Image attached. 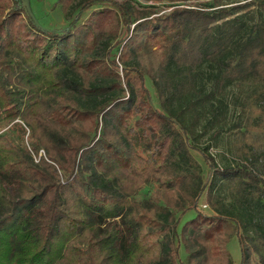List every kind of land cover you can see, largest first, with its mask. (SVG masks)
I'll return each mask as SVG.
<instances>
[{"label":"trees","instance_id":"16d2710c","mask_svg":"<svg viewBox=\"0 0 264 264\" xmlns=\"http://www.w3.org/2000/svg\"><path fill=\"white\" fill-rule=\"evenodd\" d=\"M57 2L98 8L58 31L0 0V264H235L233 236L264 264L260 156L194 143L229 86L264 100V21L227 19L247 2Z\"/></svg>","mask_w":264,"mask_h":264},{"label":"rangeland","instance_id":"374dc122","mask_svg":"<svg viewBox=\"0 0 264 264\" xmlns=\"http://www.w3.org/2000/svg\"><path fill=\"white\" fill-rule=\"evenodd\" d=\"M58 0H23L26 4L29 13L34 18L36 23L44 29H55L58 31L64 30L72 20L76 17L79 18V22L85 20L88 17L93 7L90 10H86L77 14L73 12L72 15H67L62 7L58 4ZM258 0H223L222 6L234 7L238 3L247 2V7L241 8L238 12H233L227 19H233L234 17H240V21L247 25L253 24L256 21H264V7H261L257 2ZM158 6L164 7L169 2H154ZM149 3V4H150ZM231 9V8H230ZM231 11H233L231 9ZM205 23H200L197 26L200 27ZM236 24V23H234ZM240 22L235 26H239ZM240 27V26H239ZM148 87L156 97V92L151 86L150 82H147ZM212 86H209L210 89ZM253 88L248 86L231 85L226 89V92L222 95L214 96V104L217 103V98L223 100L226 107H223L224 117L218 115L214 117L209 111V106H206L207 115L202 119L198 125V135L194 143L202 148H207L210 155L214 156L218 164L226 166L229 163L237 164L242 160H249L248 147H252V150L257 152L260 158L257 162H254V167L259 169L264 174V100L260 98L252 97ZM215 119L220 121H215ZM196 155V154H194ZM199 158V155H196ZM202 160V158H199ZM246 162V161H245ZM151 186L150 184H148ZM206 195L200 197L199 208L204 212H211L210 207L205 201ZM140 199V195L138 196ZM194 210H189L186 217H192ZM184 221V219L182 220ZM183 222L181 223V225ZM228 249L231 253V258L235 264L241 263V245L238 242V237L233 236L228 242ZM183 259L185 262L186 255L182 250Z\"/></svg>","mask_w":264,"mask_h":264},{"label":"built area","instance_id":"2783aa9c","mask_svg":"<svg viewBox=\"0 0 264 264\" xmlns=\"http://www.w3.org/2000/svg\"><path fill=\"white\" fill-rule=\"evenodd\" d=\"M38 162V160H36Z\"/></svg>","mask_w":264,"mask_h":264}]
</instances>
